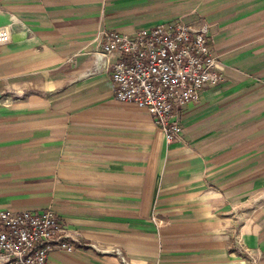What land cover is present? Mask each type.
<instances>
[{
  "label": "crops",
  "instance_id": "crops-1",
  "mask_svg": "<svg viewBox=\"0 0 264 264\" xmlns=\"http://www.w3.org/2000/svg\"><path fill=\"white\" fill-rule=\"evenodd\" d=\"M176 23L225 80L167 143L97 42ZM0 28V212H52L46 264H264V0H0Z\"/></svg>",
  "mask_w": 264,
  "mask_h": 264
},
{
  "label": "built area",
  "instance_id": "built-area-1",
  "mask_svg": "<svg viewBox=\"0 0 264 264\" xmlns=\"http://www.w3.org/2000/svg\"><path fill=\"white\" fill-rule=\"evenodd\" d=\"M10 34L0 28V46ZM101 58L115 86V100L146 110L167 143L181 138L177 111L196 103L199 93L225 80L204 33L176 23L158 24L132 35L103 32L98 38ZM68 231L50 210L0 212V264H46L55 251L71 252ZM243 242L239 245L243 248Z\"/></svg>",
  "mask_w": 264,
  "mask_h": 264
}]
</instances>
